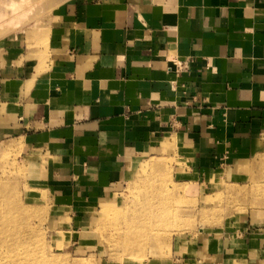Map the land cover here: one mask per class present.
Wrapping results in <instances>:
<instances>
[{
  "label": "rangeland",
  "instance_id": "rangeland-1",
  "mask_svg": "<svg viewBox=\"0 0 264 264\" xmlns=\"http://www.w3.org/2000/svg\"><path fill=\"white\" fill-rule=\"evenodd\" d=\"M12 1L0 0V72L44 67L71 7L92 0ZM138 140L124 152L0 136V264H264V130L209 166L175 131ZM111 157L119 170L97 190L91 161Z\"/></svg>",
  "mask_w": 264,
  "mask_h": 264
},
{
  "label": "crops",
  "instance_id": "crops-1",
  "mask_svg": "<svg viewBox=\"0 0 264 264\" xmlns=\"http://www.w3.org/2000/svg\"><path fill=\"white\" fill-rule=\"evenodd\" d=\"M71 8L44 67L1 70L0 136L82 137V146L128 152L172 130L203 166L250 150L264 130V0ZM115 160L89 163L102 170L97 190L109 188ZM238 248L245 252V238Z\"/></svg>",
  "mask_w": 264,
  "mask_h": 264
},
{
  "label": "bare ground",
  "instance_id": "bare-ground-1",
  "mask_svg": "<svg viewBox=\"0 0 264 264\" xmlns=\"http://www.w3.org/2000/svg\"><path fill=\"white\" fill-rule=\"evenodd\" d=\"M23 0H18V3H16L15 1H12L11 5L15 6V11L19 12L21 10V7L18 5L20 2H22ZM20 7V8H19Z\"/></svg>",
  "mask_w": 264,
  "mask_h": 264
}]
</instances>
